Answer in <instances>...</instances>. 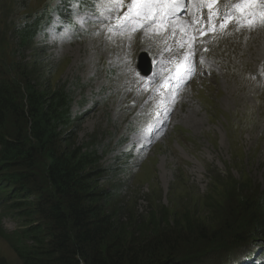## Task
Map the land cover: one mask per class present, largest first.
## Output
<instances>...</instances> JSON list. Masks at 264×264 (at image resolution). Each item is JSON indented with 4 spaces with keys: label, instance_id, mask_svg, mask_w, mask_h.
Listing matches in <instances>:
<instances>
[{
    "label": "rangeland",
    "instance_id": "374dc122",
    "mask_svg": "<svg viewBox=\"0 0 264 264\" xmlns=\"http://www.w3.org/2000/svg\"><path fill=\"white\" fill-rule=\"evenodd\" d=\"M105 1L98 0L101 8L84 12L79 0H0V61L6 78L16 80L18 69L29 64L42 85L82 80L84 97L73 106L80 128L77 144L101 154L102 167L109 169L100 184L113 192L111 208L124 223L132 227L153 217H168L176 224L189 220L211 235L223 231L226 243L239 228L236 237L243 236L247 244L224 249L236 258L254 254L253 230L257 220L264 221V86L250 81L248 73L262 64L264 29L248 35L252 28L226 32L220 27L225 12L239 0H214L211 12L215 14L219 2L221 7L211 20L207 5L212 0H191L199 7L193 19L179 25L184 14L176 15L166 31L155 25V31L130 37L132 33L121 29L133 15L121 13L130 0ZM256 1L263 11L264 0ZM71 5L77 28L53 16L31 48L14 53L16 26L45 8L68 10ZM108 13L113 15L110 28L104 23ZM233 17L242 18L239 12ZM200 22L205 30L201 37ZM177 32L183 34L180 39ZM181 51L197 55V65L203 56L211 68L202 73L200 64L199 73L173 96L161 77L171 59L183 61ZM141 53L152 64L149 76L138 69L147 63ZM154 77V82L147 80ZM142 80L151 84L149 90L140 87ZM154 123L160 132L150 141ZM4 215L0 264H22L2 235L20 228L22 220L10 212Z\"/></svg>",
    "mask_w": 264,
    "mask_h": 264
},
{
    "label": "trees",
    "instance_id": "16d2710c",
    "mask_svg": "<svg viewBox=\"0 0 264 264\" xmlns=\"http://www.w3.org/2000/svg\"><path fill=\"white\" fill-rule=\"evenodd\" d=\"M69 11L45 8L16 26L14 53L31 48L53 14L70 20ZM1 66L0 228L7 212L22 220L15 231L1 232L22 264H230L226 259L235 254L224 248L247 244L236 237L239 228L226 243L223 231L211 235L189 220L124 223L111 208L113 192L100 184L109 169L102 167L101 154L77 144L73 106L84 97L82 80L42 85L29 64L12 80ZM260 205L264 210V199ZM257 222V230H250L264 255V221Z\"/></svg>",
    "mask_w": 264,
    "mask_h": 264
},
{
    "label": "snow or ice",
    "instance_id": "6c2138e0",
    "mask_svg": "<svg viewBox=\"0 0 264 264\" xmlns=\"http://www.w3.org/2000/svg\"><path fill=\"white\" fill-rule=\"evenodd\" d=\"M117 2L120 3V0H117ZM254 2L255 0H239V2L233 6V10L231 12H225L220 27L224 28L230 22V19L234 16L236 12H239L242 17L247 16V19H245L244 23L251 27L253 24V18L256 14L247 10L253 7ZM213 3L214 0H212V3H209L207 5L210 9V20L215 15L211 12ZM120 6H122V4H120ZM178 6L179 0H170V2H166V0H132V3L129 7V13L135 12V15L137 17L143 15V20L140 21L139 25L142 27L143 24L149 21L150 19L156 17H167L168 15H175V8ZM259 15L260 18L264 20V11H261ZM236 22L239 23V21Z\"/></svg>",
    "mask_w": 264,
    "mask_h": 264
},
{
    "label": "bare ground",
    "instance_id": "6f19581e",
    "mask_svg": "<svg viewBox=\"0 0 264 264\" xmlns=\"http://www.w3.org/2000/svg\"><path fill=\"white\" fill-rule=\"evenodd\" d=\"M144 32V31H143ZM140 33H142V32H140ZM259 37V36H258ZM257 37V38H258ZM181 43V42H180ZM254 56V55H253ZM151 84L150 83H148V84H146V82L145 81H141V83H140V87H143L144 89H146V90H149V87L148 86H150ZM185 88V87H184ZM157 90V88L155 89V91ZM184 93V92H183ZM234 149V148H233ZM239 151V150H238ZM243 154V153H242ZM235 155V154H234ZM252 156V155H251ZM217 170V169H216Z\"/></svg>",
    "mask_w": 264,
    "mask_h": 264
}]
</instances>
